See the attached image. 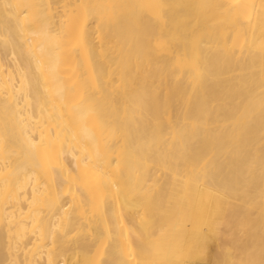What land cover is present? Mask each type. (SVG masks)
<instances>
[{
  "label": "bare ground",
  "instance_id": "1",
  "mask_svg": "<svg viewBox=\"0 0 264 264\" xmlns=\"http://www.w3.org/2000/svg\"><path fill=\"white\" fill-rule=\"evenodd\" d=\"M264 264V0H0V264Z\"/></svg>",
  "mask_w": 264,
  "mask_h": 264
},
{
  "label": "rangeland",
  "instance_id": "2",
  "mask_svg": "<svg viewBox=\"0 0 264 264\" xmlns=\"http://www.w3.org/2000/svg\"><path fill=\"white\" fill-rule=\"evenodd\" d=\"M191 264H215V263H211V262H207V261H193L191 262Z\"/></svg>",
  "mask_w": 264,
  "mask_h": 264
}]
</instances>
